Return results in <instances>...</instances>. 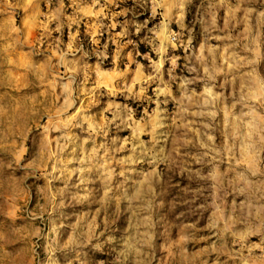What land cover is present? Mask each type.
<instances>
[{"label": "clouds", "instance_id": "clouds-1", "mask_svg": "<svg viewBox=\"0 0 264 264\" xmlns=\"http://www.w3.org/2000/svg\"><path fill=\"white\" fill-rule=\"evenodd\" d=\"M0 264H264V0H0Z\"/></svg>", "mask_w": 264, "mask_h": 264}]
</instances>
